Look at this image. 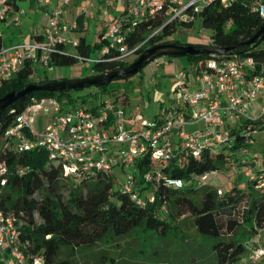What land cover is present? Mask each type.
<instances>
[{"label": "trees", "instance_id": "trees-1", "mask_svg": "<svg viewBox=\"0 0 264 264\" xmlns=\"http://www.w3.org/2000/svg\"><path fill=\"white\" fill-rule=\"evenodd\" d=\"M253 3L247 0H231L226 4L221 0L209 1L197 16L200 17L202 25L212 28V40L193 43L213 47L241 44L234 52L252 54L264 62V38L253 44L244 43L264 22V16L252 7ZM193 21L194 19L180 20L188 25L193 24ZM177 23V20H168L164 8L139 19L129 35L130 45L144 41L134 59L130 60L128 57L124 60L94 61L92 68L96 73H103L131 63L146 48L156 43L181 42L179 39L167 38L174 32ZM160 26L161 30L154 32ZM103 43L100 40L96 47H101ZM3 44L4 38L0 32V48ZM91 48V44L82 36L77 51L93 56ZM173 56L176 55L169 57ZM185 56L197 62L211 54L200 52ZM77 61L79 59L60 44L57 51L52 53L50 65ZM37 70V61L28 59L13 76L2 81L0 97L30 82L41 83L49 79H59L48 76L34 79L31 76L37 74ZM131 76L124 77L125 88L120 84L110 87V83L119 79L115 78L105 84L91 85L96 86V90H88L85 94L83 89L87 87L34 90L0 111V137L34 96L54 95L76 104L83 103L90 93L94 92L100 101L104 94H113L117 89L128 92L127 83ZM73 90L77 93L73 94ZM255 126H264L263 120L246 119L240 124L231 125V133L234 136L231 143L218 145L215 149L205 147L199 155L184 154L180 151L168 162L154 160L150 152L142 155L137 161L142 201L120 186L117 188L113 185L116 175L114 171L97 170L77 180L65 175L62 165L48 158L46 149L17 153L0 145V158H6L10 166L9 181L2 191L1 206L6 211H14L19 215L22 238L29 240L28 247L31 250L44 253L47 264H77L71 257L75 249L94 246H100L102 258L109 260V264H114L116 256L111 252L121 246V238L138 229L156 231L161 235L168 234L172 229H181L183 238L192 242L197 239V245L198 239L208 241L212 250L209 264H235L248 253L246 241L258 232H261L262 237L264 187L257 186L255 180L248 177L247 187L235 182L230 188L219 193V184L202 182L197 177L208 171H221L231 167L230 163L235 158H240L241 150L261 145L264 153V137L258 139L253 135L254 143L249 142L248 132ZM253 155L261 156L255 150ZM238 163L242 164L241 161ZM19 165L30 168L26 173L20 174L17 172ZM156 165L160 167L162 177L159 180L146 181L145 172ZM262 168H257V171L260 172ZM164 175L180 178L182 183L168 184ZM150 191L152 194H149ZM186 220L190 221L192 230H188L184 222ZM64 248L69 249L66 256L62 255Z\"/></svg>", "mask_w": 264, "mask_h": 264}, {"label": "built area", "instance_id": "built-area-1", "mask_svg": "<svg viewBox=\"0 0 264 264\" xmlns=\"http://www.w3.org/2000/svg\"><path fill=\"white\" fill-rule=\"evenodd\" d=\"M105 1L109 3V0ZM209 1L129 0L125 11L111 19L102 32L100 38L104 43L98 55L87 56L78 51L72 53L82 61L124 60L134 56L144 42L129 43V35L139 19L164 8L168 20H192ZM221 1L226 4L231 0ZM38 2L44 5V13L48 17L43 37L0 48V85L28 59L48 66L52 53L57 51L60 44L65 46L72 43L77 46L80 43L79 37L68 35V31L75 29L77 23L64 22L63 6H49L51 0ZM10 6L11 0H0V22L6 20ZM252 7L264 16V3L254 2ZM24 11V8L19 9L16 15L18 22L19 15ZM175 77L177 84L174 90H178V100L168 104L161 115L151 119L142 116L135 123L128 121L127 105L109 93L91 107L80 102L72 104L54 95L34 96L4 129L0 145L17 153L46 149L48 158L60 163L65 175L77 180L97 170L114 171L117 166L125 169L127 165H132L133 169L120 187L142 201L137 171V161L142 155L150 152L151 157L160 162H168L180 151L199 155L205 147L215 149L218 145L231 143L234 139L231 125L255 118H261L264 123V104L257 114L250 109L251 102L264 92V62L252 54L233 52L222 56L211 55L184 65L176 71ZM46 99L52 105L45 104ZM41 109L51 116L43 126L37 127L34 116ZM260 130H264V126L249 130L250 143H254L253 135ZM262 167L259 172L254 164L249 165L245 172L255 180L257 186L264 187V160ZM29 168L19 165L17 172L24 174ZM161 172L159 166H152L145 172L144 179L159 180ZM212 172L216 170L197 178L206 181L205 177ZM9 175L7 159L0 158V264H47L44 253L31 250L29 240L22 238L19 215L1 206L2 191L9 181ZM164 178L168 184L182 183L180 178L165 175ZM218 192L222 193L223 188L219 187ZM260 239L261 232H258L246 241L248 264L264 260V245Z\"/></svg>", "mask_w": 264, "mask_h": 264}, {"label": "rangeland", "instance_id": "rangeland-1", "mask_svg": "<svg viewBox=\"0 0 264 264\" xmlns=\"http://www.w3.org/2000/svg\"><path fill=\"white\" fill-rule=\"evenodd\" d=\"M251 2H262L264 0H247ZM212 33V28L204 26L201 23V19L197 16L193 24H183L178 21L174 32L169 34L167 38L179 39L181 42L193 41V42H208ZM7 38V33H4ZM96 35H90V42L95 43ZM8 42V40H7ZM94 49L92 55L95 54ZM170 55H159L154 59L146 63L143 68L131 76L128 80V92H123V89H117L112 95L117 96L124 104L127 105V109L135 113L136 115L147 118H153L156 111L162 108V104H169V100H178V90H174L177 84L176 77L173 76L174 65L173 61H167ZM175 61L180 67H183L182 61L185 55H176ZM130 60L134 59V56L129 57ZM180 59V60H179ZM164 60L165 63L160 61ZM94 61H82L79 60L70 64L61 65H41L37 63V74L34 73L31 77L39 79V75L48 76L49 78H73L87 74H94L96 71L92 68ZM193 68L195 65L193 64ZM114 80V79H113ZM125 78H119L109 84L112 87L114 84H120L125 88ZM88 90H96V86H90L83 89V93H87ZM77 91L73 90V94ZM47 98V97H46ZM99 102V97L96 93L91 92L90 95L83 101L85 106H94ZM45 104L52 105V103L46 99ZM264 104V94H258V97L250 104V109L253 114H257L260 111V107ZM50 113L39 110L34 116L35 126L44 125L50 118ZM42 121V122H41ZM41 123V125H40ZM256 138L264 137V130L258 131ZM258 151L262 159L264 153L263 148L258 147L254 149ZM240 154V158H235L230 163L229 168L221 171H216L207 174L206 181L219 184L223 189L230 188L235 182L239 183L242 187H247L248 176L245 175L246 167H239V161L249 165H253L252 151L251 149H245ZM247 152V153H246ZM246 153L251 159H247L244 162L241 156ZM262 153V154H261ZM238 163V164H237ZM243 165V164H242ZM255 166V165H254ZM237 170H236V169ZM133 169L132 165H127L124 168L117 166L114 170L115 174L113 178V185L119 187L122 181H125L128 176V172ZM242 169V170H240ZM240 170V171H239ZM149 194H152L150 191ZM166 213V211H164ZM188 230H192L190 221H184ZM121 246L116 251H112V254L116 256V262L114 264H209L211 259V246L206 239H198L199 245L192 240L184 239L181 234V229H172L168 234L161 235L160 233L152 230L138 229L136 232L129 234L120 239ZM264 245V229L262 231V237L260 239ZM201 242V243H200ZM68 248H64L62 255L68 254ZM102 252L100 246L94 247H79L75 249L74 254L71 257L77 264H109V260L102 258ZM218 264V263H212ZM235 264H247V256H243L237 260ZM255 264H264V260H259Z\"/></svg>", "mask_w": 264, "mask_h": 264}, {"label": "crops", "instance_id": "crops-1", "mask_svg": "<svg viewBox=\"0 0 264 264\" xmlns=\"http://www.w3.org/2000/svg\"><path fill=\"white\" fill-rule=\"evenodd\" d=\"M128 1L129 0H109V3H106L105 0H68V2H65V0H51L48 5L63 6L64 22L67 24H71L73 22L77 23L75 29L68 31V35H70L71 37L79 38L85 36L86 41L92 46L91 52H93L94 49L98 50V52L95 51V54H93L94 56L98 55L100 52V47H96V43L101 40L100 37L102 32L106 29L111 19L117 18L125 11ZM20 8H24L25 11L19 15L20 20L18 22L16 20V15L18 14ZM84 8H86V10H84ZM106 9L108 10V12H106ZM47 21L48 17L44 13V5L40 4L38 0H11V6L8 11L6 20L0 22V32L4 38L3 45H10L19 41H31L34 39H42L43 31L47 24ZM4 33H7V38L4 36ZM94 34L97 37L95 43L92 44L89 40V37L90 35ZM189 42L193 43V41ZM65 49L72 53L77 51V46H74L72 43H67L65 45ZM167 61H173V76L175 77L176 71L179 70L181 67L175 61V57H169ZM191 61L192 60H189L188 57L185 56L184 60L182 61V64L186 65L188 63H191ZM161 63H165V61L162 60L160 61V64ZM39 76L43 77V75ZM260 94H264V92ZM175 101L177 100H169V104ZM167 105L168 104H162V108L155 112L154 117L161 115ZM139 117L140 116L128 110V121L130 123H135ZM258 147L263 148L261 145H256L249 149H251L252 153V151H254V149H257ZM246 153H244L245 155L242 156V160L244 162L246 161V158L249 160L251 159V157H249ZM252 157L253 158L251 161H253L252 164L255 165V168L257 169L261 167L263 159L254 155ZM242 164H240L239 167H248L247 164Z\"/></svg>", "mask_w": 264, "mask_h": 264}, {"label": "water", "instance_id": "water-1", "mask_svg": "<svg viewBox=\"0 0 264 264\" xmlns=\"http://www.w3.org/2000/svg\"><path fill=\"white\" fill-rule=\"evenodd\" d=\"M264 38V22L260 28L244 43L253 44ZM241 44L213 47L212 45L199 46L196 43H183L175 41L159 42L146 48L131 63L115 67L103 73L87 74L73 78L49 79L45 82H30L17 90H11L0 97V111L5 109L12 102L24 95L38 89L64 90L66 88H84L91 85H101L112 81L115 78H124L138 72L151 59L159 55H187L193 53H209L214 56L232 54L239 49Z\"/></svg>", "mask_w": 264, "mask_h": 264}, {"label": "clouds", "instance_id": "clouds-1", "mask_svg": "<svg viewBox=\"0 0 264 264\" xmlns=\"http://www.w3.org/2000/svg\"><path fill=\"white\" fill-rule=\"evenodd\" d=\"M176 183H177V184H179V182H178V181H177Z\"/></svg>", "mask_w": 264, "mask_h": 264}]
</instances>
